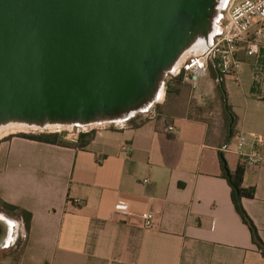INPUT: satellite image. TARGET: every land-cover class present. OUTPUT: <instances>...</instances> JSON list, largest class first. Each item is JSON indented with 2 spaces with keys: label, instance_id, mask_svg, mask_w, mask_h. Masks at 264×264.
I'll return each mask as SVG.
<instances>
[{
  "label": "crops",
  "instance_id": "obj_1",
  "mask_svg": "<svg viewBox=\"0 0 264 264\" xmlns=\"http://www.w3.org/2000/svg\"><path fill=\"white\" fill-rule=\"evenodd\" d=\"M260 43L256 56L239 46L240 82L223 79L235 118L228 146L230 119L214 71L193 92L183 84L190 90L183 108L164 107L162 98L146 120L136 116L152 108L67 132L71 142L94 132L82 150L1 137L0 200L31 214V223L27 233L9 218L25 232L24 248L19 260L0 264H264L221 165L223 156L230 171L245 168L243 186L255 196L242 205L264 244V36ZM239 133L247 138L242 155ZM255 154L261 162L248 165ZM118 201L134 216L116 215ZM146 212L154 214L151 230L139 218Z\"/></svg>",
  "mask_w": 264,
  "mask_h": 264
},
{
  "label": "water",
  "instance_id": "obj_2",
  "mask_svg": "<svg viewBox=\"0 0 264 264\" xmlns=\"http://www.w3.org/2000/svg\"><path fill=\"white\" fill-rule=\"evenodd\" d=\"M224 0H0V129L40 134L130 120L150 110ZM216 82L235 118L220 72ZM55 129V132H49ZM16 222L0 213V250Z\"/></svg>",
  "mask_w": 264,
  "mask_h": 264
},
{
  "label": "built area",
  "instance_id": "obj_3",
  "mask_svg": "<svg viewBox=\"0 0 264 264\" xmlns=\"http://www.w3.org/2000/svg\"><path fill=\"white\" fill-rule=\"evenodd\" d=\"M262 36H264V0H224L220 18L215 24V33L208 45H205L204 52L186 58L175 74L174 71L171 72L170 80L179 78L181 83L187 85L193 92L197 90L199 82L217 68L222 79L231 78L235 82H240L242 64L237 58V50L241 44H244L248 56L258 55ZM236 139L237 153L242 155L247 144L246 135L239 133ZM260 162L261 158L257 154L247 158L248 165H257ZM147 182L148 180H144V183ZM114 213L123 217L134 216L124 201L115 204ZM139 218L145 229L151 230L155 227L152 212L143 213Z\"/></svg>",
  "mask_w": 264,
  "mask_h": 264
},
{
  "label": "trees",
  "instance_id": "obj_4",
  "mask_svg": "<svg viewBox=\"0 0 264 264\" xmlns=\"http://www.w3.org/2000/svg\"><path fill=\"white\" fill-rule=\"evenodd\" d=\"M177 83H181L179 78L171 80V84H177ZM219 92L222 94L220 89ZM226 116L227 119H229L228 114ZM93 136H94V132L85 133V134L81 133L75 142H71L66 139L67 132L62 131V132L45 133V134H18L14 136H9L7 139H11L13 137H20L45 144L57 145L62 147H73L75 149L82 150L89 145ZM221 165L223 170V177L227 180L231 188V200L235 207V210L240 216L243 223L248 227L253 243L257 246L261 255L264 257V244L260 239L257 228L255 227L253 221L248 216L242 205L243 199H253L255 196L254 189L252 188L247 189L243 186V177L245 173V168L239 165L234 172L230 171L223 156H221ZM0 213L6 215V217L8 218L21 221L24 224L26 232L27 233L29 232L30 223H31V214H29L28 212L20 208H17L15 206L6 204L0 200ZM23 248L24 245L22 247V250ZM20 256L21 253L19 254V257L16 260L15 259L13 260L14 261L19 260Z\"/></svg>",
  "mask_w": 264,
  "mask_h": 264
},
{
  "label": "rangeland",
  "instance_id": "obj_5",
  "mask_svg": "<svg viewBox=\"0 0 264 264\" xmlns=\"http://www.w3.org/2000/svg\"><path fill=\"white\" fill-rule=\"evenodd\" d=\"M201 50L202 49H200L199 51H201ZM199 51H195V52L192 51L191 53H192V55L196 54V53L198 54ZM188 55H190V53ZM183 59H182V61H183ZM180 64L178 65V67H176L173 70L174 74L177 72L178 68L180 67ZM171 77H172V74L166 78V80L163 84V87L161 89V92H162L161 95L163 94L162 100H166L164 107L168 106L172 109H176V107L177 108H183L186 105L187 101L189 100L190 90L188 87L184 86L182 83L171 84V80H170ZM162 100H158V102H162ZM158 102L152 107V109L150 110L149 113L144 114V115H137L136 117H137V119H139L138 121L146 120V119H148V116L150 117V116H153L154 114H158L159 107H160V105H158L159 104ZM173 111H175V110H173ZM61 131H63V130H61ZM49 132H55V129H50ZM66 132H68L69 134L77 133L78 129L77 128H69V131H66ZM18 134H40V133L36 132V131L34 132L32 130L24 129V130L16 131L15 133L9 134V135L4 136L2 138H8L9 136H14V135H18ZM20 230H22V227H20L16 223L13 242L10 244L9 247H7L3 250H0V258H8L9 257V258L16 260L19 257V254L21 253L22 247H23L24 242H25V232L22 233V231H20Z\"/></svg>",
  "mask_w": 264,
  "mask_h": 264
},
{
  "label": "bare ground",
  "instance_id": "obj_6",
  "mask_svg": "<svg viewBox=\"0 0 264 264\" xmlns=\"http://www.w3.org/2000/svg\"><path fill=\"white\" fill-rule=\"evenodd\" d=\"M204 44H201V43H199V44H197V45H195L191 50H189L183 57H182V59H183V61H182V59L180 60V62L178 63V65L181 63H183L184 61H185V59L186 58H188L189 56H191L192 55V51L193 52H195V51H199L200 49H202V48H204ZM204 50H205V48H204ZM204 50L202 51V52H204ZM202 52H200V53H202ZM190 53V55H188ZM200 53H198V54H200ZM197 54V53H196ZM188 55V56H187ZM194 55V54H193ZM182 61V62H181ZM180 64V65H181ZM178 65H177V67H178ZM161 93L162 92H160V94H159V99L158 100H161L162 99V95H161ZM25 129V128H24ZM22 127H9V128H3V129H0V138L1 137H3V136H5V135H8V134H12V133H15L16 131H20V130H24Z\"/></svg>",
  "mask_w": 264,
  "mask_h": 264
}]
</instances>
